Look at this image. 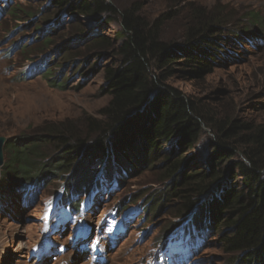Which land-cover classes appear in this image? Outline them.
I'll return each instance as SVG.
<instances>
[{
    "label": "rangeland",
    "instance_id": "rangeland-1",
    "mask_svg": "<svg viewBox=\"0 0 264 264\" xmlns=\"http://www.w3.org/2000/svg\"><path fill=\"white\" fill-rule=\"evenodd\" d=\"M104 1L114 8L108 22V14L85 17L59 11L52 0H0V137L16 142L62 125L70 136L87 140L93 131L90 121L103 120L102 110L111 99L105 76L108 68L121 64L117 34L125 10L150 25L162 21L161 38L176 57L165 85L191 100L218 127L236 123L246 126V134L264 131V30L246 20L251 13L264 15V0ZM224 17L215 46L218 60L209 73L194 76L175 46L186 44L189 29ZM77 27L84 33L74 35ZM241 31L253 37H240ZM98 36L109 40L100 55L87 46ZM154 70L159 75L168 68ZM215 129L203 127L191 149L174 142L165 151L174 148V157H183L187 170L205 168L215 151ZM43 148L52 165L65 158L66 151L57 145ZM108 156L86 168L84 160L75 161L68 171L53 172L36 184L4 186L2 167L0 264H234L221 239L223 231L215 221L203 219L201 211L216 186L180 216L182 199L162 202L170 182L164 181L160 163L148 162L146 155L136 161ZM4 158L5 165L6 145ZM238 160L245 159L239 155L220 163L224 176L219 191L236 185L246 192L241 174L234 171ZM88 175L91 188L72 192Z\"/></svg>",
    "mask_w": 264,
    "mask_h": 264
},
{
    "label": "trees",
    "instance_id": "trees-1",
    "mask_svg": "<svg viewBox=\"0 0 264 264\" xmlns=\"http://www.w3.org/2000/svg\"><path fill=\"white\" fill-rule=\"evenodd\" d=\"M52 2L59 6V11L65 9V13L74 10L85 17L108 14L105 21L112 20L110 13L114 8L104 0H84L77 5L71 0ZM123 18L122 30L117 34L120 49L116 53L121 64L106 70L107 92L111 99L102 110L103 120L90 121L93 131L86 136L87 140L70 136L62 125L50 126L42 135L24 137L16 142L8 140V158L3 166L4 176L2 174L4 186L40 183L46 180L44 177L53 176V172L68 171L75 161L84 160L86 168L102 156L109 157L108 153L129 161L146 155L148 162L160 163L164 181L170 182L162 202L169 198L183 200L180 216L189 213L196 205L195 200L204 198L216 186L210 198L201 205L203 219L208 218L209 223L215 221L217 229L223 231L221 239L225 249L233 254L234 264H264V131L246 134L243 133L246 126L236 123L229 128L218 127L191 100L165 85L176 57L173 47L161 38L162 21L147 24L132 10H125ZM225 20L226 17L210 19L189 29L186 44L175 46L178 53L183 54L185 67L194 76L209 73L214 59L218 60L220 51L215 48L216 39L222 38ZM246 20L252 27L257 25L264 30V15L251 13ZM74 30V35L84 33L83 27ZM239 36L253 37L249 31H241ZM107 39L104 36L91 39L87 43L89 51L100 55L109 48ZM154 68L168 70L157 75L155 70L152 72ZM214 126L217 131L215 151L205 168L187 170L184 158L174 157V148L165 151V145L173 146L174 142L191 149L203 135V127L213 129ZM89 141L91 146H87ZM51 144L66 151L65 158L56 165L43 155V147ZM239 155L245 160L236 161L234 171L241 174L240 184L246 192L236 185L219 191L224 176L220 163ZM121 164L127 166L124 161ZM233 178L234 173H231L229 181ZM81 180L71 187L72 192H87L91 188V176ZM71 200L69 198L67 203L71 204ZM79 204L73 208L77 210Z\"/></svg>",
    "mask_w": 264,
    "mask_h": 264
},
{
    "label": "water",
    "instance_id": "water-1",
    "mask_svg": "<svg viewBox=\"0 0 264 264\" xmlns=\"http://www.w3.org/2000/svg\"><path fill=\"white\" fill-rule=\"evenodd\" d=\"M8 139L5 137H0V169L4 166V148Z\"/></svg>",
    "mask_w": 264,
    "mask_h": 264
}]
</instances>
